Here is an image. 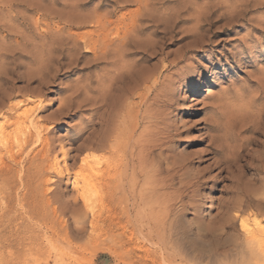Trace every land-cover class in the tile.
Wrapping results in <instances>:
<instances>
[{
    "label": "rangeland",
    "instance_id": "obj_1",
    "mask_svg": "<svg viewBox=\"0 0 264 264\" xmlns=\"http://www.w3.org/2000/svg\"><path fill=\"white\" fill-rule=\"evenodd\" d=\"M103 14H110L113 20L137 19L135 30L139 26L144 29L140 33L133 31L132 35H137L142 51L150 53L163 47L167 52L151 61L135 56L124 65L158 71V87L140 108L141 114L149 116L154 123L147 120L141 129L148 126L149 132L144 134L150 133L145 137L152 140L167 137L165 131L169 126L175 131L168 143L170 151H165L171 154L170 160L173 157L180 161L184 155L198 160L206 153L209 134L216 131L206 129L205 125L213 116L223 123L218 132H223L224 141L231 139L228 147L234 156L245 153L247 141L256 139L264 143V132L259 134L260 130L264 131V0H0V126L8 125L18 115L24 118V110L29 115L24 124L18 121L9 125L12 137H7L8 145L18 152L30 131L28 127H32L31 121L36 118L40 134L49 138L46 147L51 148L48 152L52 155L51 161L58 160L62 166L68 164L72 168L71 174L58 177L54 172L45 173L46 177L40 179L36 163L43 161L46 147L43 142L24 146L18 156L22 162L14 165L9 180H0V264H45L30 255L33 252L29 251L30 247L36 240L29 236L35 230L40 246L61 256L50 258L49 264H146L144 259L136 261L132 251L128 252L126 261L118 256L121 248L117 216L122 217L118 210L122 205L130 208L132 196L125 201L118 196L119 192L109 205H116L115 209L112 207L114 210L107 207L105 211H98L96 215L102 223L95 232L98 237L95 246L89 240L93 233L90 226L93 215L85 209L83 200H79L80 204L71 203L77 192L70 181L85 154L79 148L92 130L91 120L96 123L99 116L97 105L89 110L88 97L98 98L102 88L109 87L108 81L103 85L97 83L105 71L90 64L93 53L85 52L87 48L79 35L94 30V21ZM158 58H161L159 63ZM91 77L95 92L87 90ZM165 99L170 101V106L165 107ZM140 100L134 101L140 104ZM11 105L17 109L12 111ZM244 123L250 129L242 134ZM32 132L37 133L34 128ZM250 147L255 157L264 148L253 144ZM9 158V152L1 147L0 164L10 163ZM31 160L35 163L29 170ZM214 161L205 157L189 168L179 169L176 183L165 190L176 196L182 191L181 186L190 184L196 174L202 173L196 191L186 198L193 205L172 215L173 226L165 233L167 236L155 231L153 239H143L140 247L136 246L138 253L148 256V264H264V213H254L255 207L245 212L228 210L231 202L246 199L243 186L247 181L251 187L256 186L252 189L253 196L264 201V175L260 179L257 174H246L242 167L235 166L230 170L232 175L226 170L224 176L230 177L222 180ZM167 175L163 172L155 178ZM48 177L56 179L47 182ZM237 181L242 191L236 194L233 192ZM28 182L37 186L39 192L48 188L45 203L42 200L40 206L44 205L39 206L44 216L39 213L41 219L37 221L27 206ZM175 208H182L180 202ZM44 209L48 210L46 214ZM135 213L129 211L122 217L130 228ZM148 213H144L145 224ZM103 219H107L106 224ZM241 219L247 221L246 228L240 226ZM82 223L86 231L77 235L73 229ZM62 249L70 252L68 257ZM18 255H21L19 259Z\"/></svg>",
    "mask_w": 264,
    "mask_h": 264
},
{
    "label": "bare ground",
    "instance_id": "obj_2",
    "mask_svg": "<svg viewBox=\"0 0 264 264\" xmlns=\"http://www.w3.org/2000/svg\"><path fill=\"white\" fill-rule=\"evenodd\" d=\"M136 13H137V10H136ZM103 15L104 16L102 18H100V19L97 18V20L94 21V26H95L94 30L89 31L88 33L85 32L87 34L79 35L85 43V48H87V50L85 49L86 50L85 52L93 53V55H90L92 57L89 58L90 64L94 67L98 66V67H100V69L102 71H105L104 75H102V76L100 75L101 77L99 78L97 83H99V85H103V84L107 83V81H108L109 87H107V89H105V87H104V89L102 88V93L100 94L101 96L98 98L88 97V101H89V105H90L89 110L93 109L92 108L93 105H97V110H98L99 116H98V122L95 123V122H93V120H91V128L90 129H92V130L89 132V134L85 140V143L79 148V151H85V154L80 159L81 161H80V164L78 166L79 168L75 174V177L72 179L73 181H70V183L73 184L74 187L76 186V192H77L76 196L71 201V203L78 204L80 199L83 200L84 205L86 207L85 209H87V211H89L93 215V218H91L92 220L90 223V226L92 228L93 233L90 236L89 240H90V243H92V245H94V244L97 245L96 242H97L98 237L96 236L97 234H95V232L99 228L100 222L102 221V219L97 217V215H96L98 213V211L99 212L105 211L107 207L111 211V208L113 206L115 209L116 205H113V206H109V205H111V203L114 200H116L115 197L117 196V194L119 192L121 195H118V196H120L123 200H125L128 196H132L133 201H132V203H130L131 207L128 208L126 205H122L120 207V209L118 210V211H120L122 217H123V215L124 216L127 215L129 211L136 212L135 213L136 218L134 221H132V228L128 227V223H126L125 219H122V217L117 216V218H119V219H117L118 220V228L117 229H119L118 234H119L120 248H121L120 252L118 253V256L122 261H126V259L128 258V255H127L128 252L132 251L134 253V256L136 257V261L139 262V261H142V259H144L145 263L148 264V261H147L148 256L143 255L141 253H138L136 251L137 250L136 246L140 245L139 242L143 239H147V240L153 239L154 238L153 232H155V231L158 233L162 232L161 235L164 236L165 233L169 232L168 230L170 229V227L173 226L174 220L171 219L172 215L177 213L178 211L182 212L186 208L193 205V203L189 202V200H186V198L189 196V193H191V192L193 193L196 191L197 188H195V186L200 181L202 173L196 174V178L190 184H188L186 186L185 185L181 186L180 190H182V191L181 192L178 191L179 194L176 193L177 194L176 196H173L171 193H170L171 194L170 195L169 192H166L168 190L167 188H169V187L172 188L174 183H176L175 180L177 178V173L180 171L179 169L188 167L190 164L195 163L196 161L201 162L206 157V159H208V160L211 158L215 159L214 163L217 164L216 168H220L219 173H220V176H222V180H227L226 178L230 177L227 174H226L227 176H224L225 171L228 170L227 173L230 174V172L232 171V167L235 168V166L237 168L242 167L243 168L242 171L246 174L247 173H255L261 179V178H263V177H261V175H264V148L261 151V154L255 157L253 154H251L252 148L250 146H251V144H253V145H257L259 147L260 146L264 147V143L258 142V141H256V139L253 140L252 142L247 141L246 147L244 148L245 153L242 151L243 154H241L239 156H234L233 155L234 153L232 154V149L230 148V146L228 147V144H230L229 141L231 139L229 141L227 139H225V141H224L223 140L224 135H221V133H223V132H221V133L218 132L222 129L223 123L220 124L221 123L219 121L220 119L218 120V118H215L213 116V117L208 118L206 125H205L206 129L212 130V132L216 131L214 133L209 134L210 142H209V145L207 146L208 148H207L206 153L201 157L199 156L200 159L198 158V160H195V158H193L192 156H188L187 158H184L185 155H184V157L182 156L183 159L180 161L174 160L175 158H173V157H171V160H170L171 154L170 155H169V153L166 154L165 151H168V152L170 151L168 143H169V140L171 139L170 137L174 135L175 131H173L172 128L170 129V126H169V128H167L165 131V133H167V137H163V138L160 137L158 139L152 140L153 139L152 137H151L152 139L150 137L149 138L145 137V136H149L150 133H149V135H147L146 133L144 134V132H149L148 126L145 125L143 127V129H141V127L144 125L143 123L146 122L147 120L152 121L154 123V121L152 119L149 120V116H143L141 114L140 108L142 107L141 103L143 101L148 100L150 98V95L155 92L156 87H158L157 86L158 85V78H159L158 74H157L158 71H157V69H153L150 71H148L146 69L145 70H141V69L139 70L138 69L139 67H137V68L132 67V66L126 67L124 65V62L132 59L133 57L135 58V56L138 57L140 55L141 60L151 61L154 57L157 58L158 56H165L167 54V52L165 51V49L163 47L158 48V49L155 48L150 53H149V51L147 53L142 51V47L139 43L140 41H138L136 38L137 35H132L133 31H137L138 33H140L144 29V27L143 28L141 27L139 29V27H140L139 26L138 27L139 30L138 29L135 30L136 25H137V21H138L137 19L132 18L133 20H131L129 22L128 18H121V19L117 18V19L113 20V19H111L112 16L110 17V14H103ZM133 16H134V14H133ZM128 17H130V16H128ZM127 19H128V22H127ZM145 20H147V19H145ZM142 22H144V21H142ZM139 25H140V23H139ZM142 25H144V24H142ZM72 34H75V33H72ZM141 35H142V33H141ZM81 38H80V40H82ZM73 42H75V41H73ZM142 42L144 43V41H142ZM160 59L161 58L157 59L158 63H159ZM134 63H136V62H134ZM115 67H116V69H112ZM154 67H155V65H154ZM90 68H92V67H90ZM160 73H161V71H160ZM99 85H98V87H99ZM94 89L95 88L93 87V78L91 77L89 82H88L87 90H88V92H91V91L95 92ZM136 98L141 99L140 104H139V102H137L138 103L137 104L134 101ZM163 104L165 105V107L167 105H169V106L171 105L170 101H168L166 99L163 101ZM138 106H139V108H137ZM15 108H16V106L11 105V107L9 109H11L13 111V110H15ZM220 108H218V109L215 108V109L217 111H219ZM24 111H25V113H22V115H24V118L22 116L18 115L16 120H14L15 118L13 119V121L11 120V122L9 120L10 123L8 125L4 124V125L0 126V148L1 147H2V149L5 148L9 152V155H10L9 159L11 161L10 163L7 161H4L0 164V180H3V181L9 180L10 174L14 170V165L16 163L22 162L21 160L19 161L18 156L23 152L24 146H26L28 144L34 145L38 142H43L42 144H44V148H45L49 144V140H48L49 138H44L40 134V130H39L40 125L38 123L39 120H37L36 118L34 120H32L30 118L32 120L31 121L32 127L36 130L37 133L36 134L33 133L32 132L33 128L28 127L30 131H29V133H27L24 136L23 143L21 144V148L18 152H14L15 150L14 151L12 150V147L9 146L10 144L8 145V143H10V142L7 139V137L12 135V132L10 129H8V127H9V125H12L14 122H18V121L21 122L22 124H24V122L26 121V119L29 116L26 113V110H24ZM24 111H21V112H24ZM219 116H220V114L218 115V117ZM13 117H16V116H13ZM21 117L24 120H22ZM6 121H8V120H6ZM161 121H162V119H161ZM158 124L159 123H157V125ZM94 125L99 126V128L96 129L94 127ZM165 127H163V128H165ZM241 128H242V130H241L242 134L250 129L249 125H246L245 123L243 125H241ZM255 129H256V127H255ZM258 129H259V127H257V130ZM162 132H164V131H162ZM259 132H260L259 134H263L261 132H264V131L260 130ZM226 134H228V133H226ZM225 136H227V135H225ZM22 137H23V134H22ZM242 137H244V136H242ZM242 140H244V139H242ZM171 141H172V139H171ZM18 146H20V145H18ZM50 149L51 148L46 147V150H43V151H46L47 154L44 153L45 155H44L43 161L42 162L39 161V163H36L38 170H39L37 172H40V176H41L40 179H43L42 176H44L45 173L50 174V173L54 172V173H56V175L58 177L62 176L64 173L65 174H71L72 168L68 164H64V166H62L61 162L56 160V159H55L56 161H54V162L51 161L50 157L52 155L51 156H50V154L48 155V152L50 153ZM158 149H161V151L159 150L157 152ZM31 151H32V148L29 150V152L27 154L29 155V153ZM32 162L33 161L31 160L29 170L31 168V165H33L35 163L34 162L32 164ZM163 172H167V174H168L167 177H164L162 179L161 178H155L158 176V174H161ZM230 175H232V174H230ZM47 176H48V174H47ZM44 177H46V175ZM51 178L53 180L56 179L54 177H48V178H46L47 182H50ZM41 181L39 180L40 183H41ZM44 181H45V179H44ZM201 181H202V178H201ZM240 181L242 182V179ZM240 181L236 182V185H235L236 189L234 190L233 193L237 194L238 192H240L239 191V190H241L239 187L241 184ZM28 183H29L28 190H26L27 193L25 194V197L28 199L27 206H28V209H29L32 217L35 216L36 221H37V220L41 219V215H42L41 213L43 210L40 211L39 208L40 207L42 208V206L44 204H42V206H40V203L42 202V200L45 203V201H44L45 200V194L48 191V188L47 187H46V189L44 188L45 191H42L43 192L42 193V192H39V188L37 189V186H35L36 187L35 188L32 186L33 185L32 183H30V182H28ZM3 184H4V182H3ZM197 187H198V185H197ZM225 187H226V185H225ZM254 187H256V186L251 187V182L249 181V183H248V181H247L245 187L243 186V192L245 193L246 199L243 202L232 200L233 202H231L230 205L228 204L229 205L228 210H230L232 208V209H238V211H241V212H243V211L245 212L247 209L252 210L251 208L255 207L257 211H255V212L253 211L254 213H256V214L264 213V201L257 200L253 196L252 189ZM2 188H4V187H2ZM171 188H169V189H171ZM41 190H42V188H41ZM47 196H48V194H47ZM191 198H192V196H191ZM46 199H48V197ZM178 202H180V204L182 205V208L180 210L175 208V205ZM125 203H127V202H125ZM127 205H128V203H127ZM45 206H46V204H45ZM118 207H119V205H118ZM195 207H196V205H195ZM46 209H44L45 214L48 211L47 210L45 212ZM147 212H149L148 213L149 216H148V218L146 217L148 220L145 224L144 213L147 214ZM120 213H119V215H120ZM109 214H110V212H109ZM112 214H113V212L110 215H112ZM236 214H238V213H236ZM227 215H229V214H227ZM42 216H44V215H42ZM35 218L34 219L32 218V219L35 220ZM43 218H45V217H43ZM112 219L114 220L116 218L114 217ZM226 220H227V218H226ZM244 220L241 221V222H243V226H242L241 222H240V224H241L240 226H242L243 228H246V225H247L246 222L247 221H244ZM103 221L106 224L107 219H105V220L103 219ZM113 223H115V222H113ZM46 224H47V222H46ZM51 224H50V226H51ZM108 224H110V223H108ZM84 225L85 224L80 226L78 229H73V231L77 235L84 234L86 231V228ZM29 227L30 226H28V228ZM55 229L57 230V227ZM55 229H52V231L53 230L56 231ZM112 229H114V228H112ZM102 230H104V229H102ZM35 231L34 232L32 231L30 236H29L30 238H32V236H33V238L36 240L33 242L34 244L31 245L30 250L28 249L29 251H33V252H30V255L32 254V255L36 256L37 259L44 261L45 264H49L50 258H53V257L58 258L60 255L57 256L58 253L54 254L55 252L53 251L54 252L53 253L51 251V249H44L42 246H40V243L37 240L38 239L37 237H39V235ZM43 232H44V230H43ZM67 232H69V231H67ZM165 235L167 236V234H165ZM155 236H156V234H155ZM158 237H160V235H158ZM163 239H164V237H163ZM129 245L130 246L134 245V246L131 248L128 247V248H130L128 250L127 246H129ZM87 246H89V245H87ZM74 247L77 248V246H74ZM78 248L81 249L82 246H79ZM62 251H63V249H62ZM148 251H147V254L149 253ZM62 253L66 257H68L70 252L63 251ZM62 253H61V255H62ZM19 257H21V255H18V259H19ZM26 258H28L27 255H26L25 259ZM41 264H42V262H41Z\"/></svg>",
    "mask_w": 264,
    "mask_h": 264
},
{
    "label": "snow or ice",
    "instance_id": "obj_3",
    "mask_svg": "<svg viewBox=\"0 0 264 264\" xmlns=\"http://www.w3.org/2000/svg\"><path fill=\"white\" fill-rule=\"evenodd\" d=\"M242 223V226H243V222H241Z\"/></svg>",
    "mask_w": 264,
    "mask_h": 264
}]
</instances>
